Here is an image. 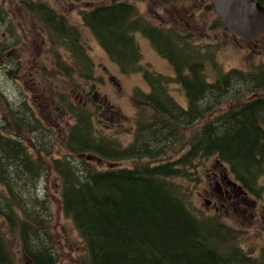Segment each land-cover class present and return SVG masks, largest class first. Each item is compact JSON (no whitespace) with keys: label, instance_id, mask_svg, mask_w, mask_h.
<instances>
[{"label":"trees","instance_id":"1","mask_svg":"<svg viewBox=\"0 0 264 264\" xmlns=\"http://www.w3.org/2000/svg\"><path fill=\"white\" fill-rule=\"evenodd\" d=\"M111 3L91 8L83 21L124 74H141L149 84V91H134L139 116L134 141L123 147L108 139L95 129L93 114L79 109L66 152L55 156L52 142L47 139L43 145L34 134L37 126L28 103L16 100L18 113H9L0 125V264H18L10 236L19 238L33 264H58L50 201L38 193L41 178L50 170L61 179L62 209L87 247L82 264H264V248L257 257L247 254L238 232L219 215L196 213L189 191V182H202L200 174L191 173L193 162L216 157L229 165L244 189L261 196L264 64L225 71L216 50H201L190 34L153 24L128 1ZM23 5L47 30L51 45L69 51L78 76L94 77V61L85 56L78 30L44 0H23ZM6 14L0 5V24L7 23ZM138 32L169 62L173 76L143 63ZM55 54L62 65L59 49ZM207 61L214 80L206 74ZM173 83L184 92L186 106L170 94ZM224 104L230 106L225 109ZM28 134L37 152L51 162L43 163L31 153L24 141ZM164 152L174 159L159 160ZM91 157L134 161L130 167L100 169ZM39 234L46 247H39Z\"/></svg>","mask_w":264,"mask_h":264},{"label":"rangeland","instance_id":"2","mask_svg":"<svg viewBox=\"0 0 264 264\" xmlns=\"http://www.w3.org/2000/svg\"><path fill=\"white\" fill-rule=\"evenodd\" d=\"M44 1L78 30L81 44L85 47V56L89 55L94 61V77L78 76L80 71L72 64L69 51L66 48L64 50L59 44L51 45L47 30L24 8L23 0H0V5L7 12V23L0 24V47H5L0 52L2 55L0 57V97L2 96L0 125L7 119L6 117H9V113L10 115L18 113L17 101L24 102L25 99L28 102V112L37 126V130L33 131L37 139L43 145H47V139L50 140L53 144V154L62 156L66 152L65 141L75 122L76 112L83 109L93 114L95 129L98 128L102 135L108 139H115L125 147L134 141L139 117L134 91L135 89L149 91L150 87L141 74H124L119 65L101 46L93 31L84 24V11L90 10L98 2L104 0ZM120 1L134 2L139 14L155 25L174 28L175 33L182 35L190 34L189 37L194 45L199 44L201 50L212 52L216 50L217 60L223 65L225 71L232 68L246 69L252 63L264 64V41L259 40L248 44L231 34L225 29L226 27L218 26L216 10L206 7L209 5V0H204V2L174 0L168 1L169 6L164 4L166 2L164 0ZM172 4L176 8H173ZM182 5H185V8ZM192 12L195 16H192ZM156 15H161L163 18L160 20ZM135 36L143 54V63L150 65L154 71L173 76L174 69L165 58L156 52L150 41L139 32ZM58 49L60 61L64 66L58 64L55 54ZM12 70L15 72H11ZM205 71L209 80H214L215 73L209 61L206 62ZM169 91L178 103L187 105V98L178 84H171ZM62 95L68 96L74 102H72L74 113H69L60 101L61 113L55 114L51 105L52 103L58 104ZM107 103L117 108L120 117H114L112 120L104 117L108 110L105 107ZM229 106L224 104L223 107L226 109ZM64 114L66 117H63ZM24 141L34 156L40 158L43 163L51 162L45 153L37 152L35 143L29 134L25 135ZM169 154L171 153L164 152L161 155L163 158L159 160L164 161L167 156L173 160L175 155ZM74 158L77 159V156ZM91 159L100 169L130 167L134 161V159L106 161L92 157ZM159 160L157 159L156 162ZM216 161H218L216 157H211L193 162L191 173L197 176L200 174L199 177H202L201 183L189 182L194 210L198 215H219L226 225L235 228L238 232L239 245L243 250L257 257L264 248V176L259 181L263 187L261 196L252 198L257 201L255 210L248 207L247 212L244 213L238 207L237 211L232 208L229 214H219L214 212L215 210H212L206 202L210 188V178L207 174L210 169H213ZM218 162L229 167L224 162ZM25 180L24 176L21 183ZM60 182L61 179L50 170L47 177L41 178L38 193L40 198L46 196L50 201V225L57 249L58 264H82L81 257L86 254L87 247L73 220L66 216L62 209ZM178 182L185 183L183 180ZM23 190L26 193V189ZM250 212L255 214L254 219L250 218ZM38 240L39 247H46L47 241L42 234L38 235ZM9 242L18 264H33L25 255L17 236H10Z\"/></svg>","mask_w":264,"mask_h":264},{"label":"flooded vegetation","instance_id":"3","mask_svg":"<svg viewBox=\"0 0 264 264\" xmlns=\"http://www.w3.org/2000/svg\"><path fill=\"white\" fill-rule=\"evenodd\" d=\"M164 1H166V2H164V4H166V6H169L168 1L172 2L174 0H164ZM196 1H198V0H196ZM201 1L204 2V0H201ZM128 2L130 4L136 5L132 1L131 2L128 1ZM261 2L263 3L262 5L264 6V0H261ZM101 4L102 5H111L112 3H111V0H104L102 2H98L93 7H95L97 5H101ZM182 6L185 8V5H182ZM172 7L176 8L173 4H172ZM188 7H189V5H188ZM206 7H212V9H215L213 3L210 0H209V5H207ZM88 11L89 10H85L84 13L88 12ZM192 16H195V14L193 12H192ZM156 17L160 18V20L163 18V16H161V15L160 16L156 15ZM147 20H149V19H147ZM184 21H185V19H184ZM84 24H85V22H84ZM86 26H88V25H86ZM88 27L92 30V28L90 26H88ZM0 52H1V50H0ZM0 57H2L1 53H0ZM36 99H37V97H36ZM24 101H26V100L24 99ZM60 101L62 102L64 107L67 108L68 112L72 113L71 104L73 101H71V99L68 96L62 95L60 97V99L58 100V104L52 103V105H51V107L54 108L53 111L55 112V114L59 115L61 113ZM105 107L108 110H107V114H104V117H106L109 120H112L114 117H120V115L118 114V112L116 110L117 108L115 106L111 107L109 105V103H107V104H105ZM45 110L47 111V109H45ZM63 117H66V114H64ZM207 176L210 178V183H209L210 188L208 189V194H207L208 198H206V202H207L208 206L212 207V210H215L214 212H217L219 214H223V213L229 214L231 212L232 208L235 211H237L238 207L241 208L242 212H244V213L247 212L248 207H252L255 210L257 201L253 200L252 198L256 195L251 194L249 192V190H246L243 187H241V183L235 179V177L231 174L228 167H226L225 165L219 164V162L216 161L215 165L213 166V169L209 170ZM250 205H253V206H250ZM249 215H250L251 219L255 218V214L253 212H250Z\"/></svg>","mask_w":264,"mask_h":264},{"label":"water","instance_id":"4","mask_svg":"<svg viewBox=\"0 0 264 264\" xmlns=\"http://www.w3.org/2000/svg\"><path fill=\"white\" fill-rule=\"evenodd\" d=\"M227 30L244 42L264 33V7L255 0H210Z\"/></svg>","mask_w":264,"mask_h":264}]
</instances>
